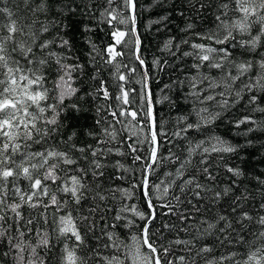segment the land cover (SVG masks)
Segmentation results:
<instances>
[{
  "label": "snow or ice",
  "instance_id": "6c2138e0",
  "mask_svg": "<svg viewBox=\"0 0 264 264\" xmlns=\"http://www.w3.org/2000/svg\"><path fill=\"white\" fill-rule=\"evenodd\" d=\"M113 2L106 0L108 5ZM0 3L6 5L7 0H0ZM21 3L27 7L29 0H21ZM123 3L128 10L127 16H118L114 10H105L109 25L115 21L127 27L131 23L129 30L113 27L110 33L113 42L105 50L108 57L106 63L113 64L117 57L124 55L117 50L118 46L134 43L135 59L144 66L145 61L140 55L141 40L136 30V0H123ZM189 4L195 8L192 0H189ZM206 6L203 0H199V9ZM217 6L215 30L196 33L199 39L208 40L209 44L192 43L190 47L193 51L183 53L196 61L192 65L197 74L191 77V95L202 105L215 101L216 106L223 110L243 99L241 93L247 91L250 93L247 104L264 112V107H260L264 103V54H259L258 61L248 59L237 63L233 58L235 48L255 52L258 45L264 47V0H226L218 2ZM30 10L33 13L46 11V0H40ZM0 16L7 17V22L0 23V244L6 243L8 247L7 251L0 252V257L12 254L15 264H44L37 250L51 247L50 234L44 228L48 225L58 233V239L63 238L61 264H89L90 261L94 264H125L127 260H131V264H199V261L203 264H264V215L255 218L258 228L250 233L254 239L249 241L239 233L232 236L237 229L225 215L209 219L192 214L193 210L197 213L201 211L203 200L209 201V205H203V210L209 211L210 204L218 203L222 195L227 196L232 191L231 188H225L223 192L216 190L208 183H201L200 177L209 182L214 181L215 176L207 166L208 157L213 153H231L235 148L219 138L193 141L188 137L190 131L213 123L220 117V111H210L208 107L196 109L198 119L193 123H188L186 117H180L185 122L184 127L172 132L171 136L185 141L186 146L179 154L170 147L168 154L162 155L165 141L170 142L169 133L158 122L154 112L148 72L143 74L140 107L130 108L128 106L132 101L129 95L135 89L124 86L128 78L124 73H119L121 66L116 64L119 73L116 77L119 82L118 94L114 97L117 109H111L109 105L113 122L103 127L99 135L87 133L96 140L95 145L78 146L72 143L71 136L62 138L57 133L63 126L62 113L69 107L78 109V105H66L64 102L78 91L71 86L72 74L82 69V65L66 64L63 61L67 57L49 50L57 39L60 40L61 48L69 45V41L57 36L37 42V33L26 30L31 29L32 25L18 23L8 7H0ZM53 27L59 28V25L53 23ZM192 28L193 25L189 24L188 30ZM42 31L47 33L49 28L42 26ZM130 33L135 37L134 41L126 39ZM244 36H247L246 40L238 39ZM181 43L187 44L188 40H182ZM171 44L170 39L165 49H169ZM213 44L222 47H214ZM213 70H217L216 75L211 74ZM130 71L135 72L136 69ZM51 73L56 75L52 77L53 86L49 88ZM238 80H241L242 87L234 89ZM96 91L105 100L113 99L103 81ZM96 123L101 122L98 120ZM245 123L255 121L244 117L237 126ZM116 124H123L130 133L127 139L133 142L127 147L130 152L137 153L132 162H140V176L129 187L105 188L104 170L107 167L121 172V175L115 176L117 180L124 179L123 173L129 171L120 161L111 165L107 162L108 156L113 153L124 155L119 147H108L119 135ZM145 129L147 132L141 139L139 133ZM54 136L65 145V150L49 144ZM142 144H147L146 155L143 156L137 147ZM165 161L175 166L174 171L164 172L163 178L153 180L152 177L158 168L164 166ZM227 170L235 176L240 175L233 168ZM137 191L143 201V210L135 203H123L125 199L134 200ZM117 193L122 204L113 215V222L105 223L101 228L107 239L103 247L111 249L112 253L103 256L99 246L89 247L84 237L87 231L96 230V213L102 212V205L109 197L116 199ZM208 193H211L210 197ZM247 198L245 193H241L232 199L231 211L238 213L235 223L240 224V231L248 227L244 221L251 222L254 219L247 211H242L241 201ZM89 202L88 215H74ZM182 203L190 207L180 209ZM261 208H264V204H261ZM50 209L54 211L50 212ZM160 215L175 216L183 226L181 230L185 232L192 229L190 238L175 239L168 246L163 242L158 243L162 240V233L157 235L159 230L152 229ZM99 219L105 217L101 215ZM221 222H224L223 226L218 227ZM118 227L136 230L130 232L131 245H122L115 236ZM162 227L171 231L175 225L165 223ZM206 237H214L213 244H248L250 249L242 253L229 251L220 256H210L213 245L201 244L196 247ZM171 243L184 245L188 256L179 255L169 259ZM82 248L87 249L85 255L78 254ZM122 248L126 251L121 252Z\"/></svg>",
  "mask_w": 264,
  "mask_h": 264
},
{
  "label": "trees",
  "instance_id": "16d2710c",
  "mask_svg": "<svg viewBox=\"0 0 264 264\" xmlns=\"http://www.w3.org/2000/svg\"><path fill=\"white\" fill-rule=\"evenodd\" d=\"M218 2H226V0H203V3L207 5L203 9H199V0H192L195 8L190 6L189 0H136V17L141 40L140 55L145 61L146 71L150 77L148 82L153 94L157 120L163 125L164 130L169 133L170 142L165 141L161 149L162 155L166 156L170 147L179 154L186 146L185 141L171 136L172 132L184 127L185 122L181 121L180 117H186L188 123H193L198 119L195 110L201 107H208L210 111L221 112L220 117L213 123L202 126L199 130L190 131L188 137L193 141L201 139L208 141L211 138H219L235 148L234 152L213 153L208 157L209 163L207 166L215 176L214 181L209 182L202 176L200 177L201 183H208L210 187L216 190L223 192L225 188H231L232 191L227 196L222 195L218 203L210 204L209 211L203 210V205H209L208 200H203L201 211L197 213L193 210L192 214L194 217L209 219L225 215L234 222V227L237 229L236 232L232 233V236L235 237L239 233V235L245 236L246 240L251 241L254 237L250 233L258 228L255 218L258 215H264V208H261V204H264V112L256 110L254 105L247 104L250 95L247 91L241 93L243 99L232 103L230 107L223 110L216 106L215 101L203 105L196 102L195 97L191 95L192 89L190 87L191 77L197 74V70L192 67L196 61L191 56L183 55L185 51H193L190 47L192 43L209 44L208 40L199 39L196 33H207L215 30L214 17L218 12ZM38 3H40V0H29V5L26 7L21 3V0H7V4L0 3V7H8L14 13V18L18 20V23L32 25L31 29L26 30L37 33V42L53 39L57 36L69 41V45L61 48L59 47L60 40L57 39L49 49L67 57L63 61L66 64L82 65V69L72 74L71 86L78 89V91L64 102L66 105L76 104L78 109L69 107L62 113L63 126L57 136L62 138L71 136L72 143L78 146L95 145L96 140L87 133L92 132L99 135L103 127H107L109 122H113L109 112L111 109H117V101L114 97L118 94L117 84L119 82L116 77L119 73H124L128 78L124 86L127 89H135L134 92H130L129 99L132 103L128 107L138 109L141 103L139 93L143 86L144 68L135 59L134 43L118 46L117 50L122 51L124 55L117 57L113 64L106 63L108 57L105 50L113 42L110 35L113 27L129 30L131 23L127 27L119 25L115 21L113 25H109L105 10H114V14L118 16H127L128 10L123 0H114L112 5H108L106 0H46L47 10L33 13L30 9ZM101 13H105V15L102 16ZM165 17L167 19H164ZM3 22H7L6 16H0V23ZM53 23L59 25V28L53 27ZM189 24L193 25L191 30H188ZM42 26H47L49 31L47 33L43 32ZM126 39L134 41L135 37L130 33ZM170 39L172 44L169 49H165L164 46ZM238 39L246 40L247 36L238 37ZM182 40H188V43H181ZM212 46L222 47V45L214 44ZM233 51V58L237 63L248 59L258 61L260 59L259 54H264V47L258 45L255 52H248L243 48H235ZM156 61H159V63H156ZM116 64L121 66L119 73L116 70ZM133 68L136 69L135 72L130 71ZM201 71L206 70L202 69ZM253 71L255 72L256 69H253ZM211 74L216 75L217 70H213ZM55 75V73H51L49 76V88L53 86L52 77ZM243 79L242 77L241 80ZM241 80L236 81L234 89L242 87ZM101 81L105 83L113 99L105 100L102 94L97 93L96 89L100 87ZM165 85L168 87H165ZM216 91L218 92L220 89H216ZM232 95L235 96L234 90ZM217 99L220 98L217 97ZM109 105H111V109ZM260 107H264V103L260 104ZM244 117H250L255 123H245L237 126L238 122ZM98 120L101 122L100 124L96 123ZM115 128L119 135L117 140L109 144L108 147H119L124 155L113 153L108 156L107 162L111 165L116 161H120L129 171L123 173L124 179L117 180L115 176L121 175V172L111 166L107 167L104 170L105 188L129 187L140 176V162L135 164L132 162L133 156L137 153L130 152L127 147V144L133 142L127 139L130 133L125 130L123 124H116ZM249 129L252 130L249 131ZM146 132L145 129L144 132L139 133L141 139ZM49 144L53 147H59L60 150H65V145L57 140L56 136L49 140ZM137 147L140 148V155H146L147 144L137 145ZM195 159H199V157ZM174 167V165L165 161L164 166L158 168L152 179L163 178V173L174 171ZM228 168L238 170L240 175H233V173L228 172ZM241 193H245L248 197L247 200L241 201L242 211H247L254 218L251 222L244 221V224L248 227L243 231H240V224L235 223L238 213L231 211L233 196ZM208 196L210 197L211 193H208ZM189 198H191V194H189ZM182 200H184V197H182ZM123 203H135L143 210V201L138 191L134 200L125 199ZM193 203H196V201L193 200ZM90 204L91 202L85 204L80 212L74 213V215H88ZM121 204L119 193H117L116 199L109 197L102 205V212L96 213V230L94 232L87 231L84 237L89 247L99 246V251L103 256L111 255L112 250L103 247L107 243V239L102 234L101 228L105 223L111 224L113 222L112 217ZM189 207L186 203L180 205V209ZM107 209H112V211ZM49 211L54 210L50 209ZM101 215L105 219H99ZM49 219L51 220V216H49ZM165 223L174 224L175 227L169 231L162 227ZM223 223L221 222L218 227L223 226ZM182 227L175 216L160 215L154 222L152 230H159L157 235L162 233V240L157 242H163L165 246H168L175 239L190 238L193 230L189 229L188 232H185L181 230ZM44 228L50 234L51 247L38 249L39 257L44 260V264H61L63 238L58 239V233L48 225H45ZM82 231H86V229H82ZM107 231H112V229H107ZM135 231V229L129 230L118 227L115 229V236L122 245H131L130 232L134 233ZM216 235H219V233H216ZM213 241L214 237H206L199 241L196 247H200L201 244L213 245L214 250L209 254L210 256H220L229 251L242 253L250 249L248 244L235 246L225 244L221 246L218 243L213 244ZM69 244L71 246V242ZM184 249V245L171 243V254L168 258L173 259L179 255L188 256L187 251ZM7 250L6 243L0 244V252ZM123 251H126V249L122 248L121 252ZM86 252L87 249L82 248L78 251V254L85 255ZM25 256H28L27 252ZM237 258L239 259V256ZM0 264H15L12 254L7 257H0ZM89 264H94V262L90 261ZM125 264H131V260L125 261ZM199 264H203V262L199 261Z\"/></svg>",
  "mask_w": 264,
  "mask_h": 264
},
{
  "label": "water",
  "instance_id": "95a60500",
  "mask_svg": "<svg viewBox=\"0 0 264 264\" xmlns=\"http://www.w3.org/2000/svg\"><path fill=\"white\" fill-rule=\"evenodd\" d=\"M136 30H137V34L139 35L138 33V24H137V19H136ZM140 37V36H139ZM140 48H141V45H140ZM144 68V72L146 71V65L142 66ZM149 83V82H148ZM154 112H155V109H154Z\"/></svg>",
  "mask_w": 264,
  "mask_h": 264
},
{
  "label": "bare ground",
  "instance_id": "6f19581e",
  "mask_svg": "<svg viewBox=\"0 0 264 264\" xmlns=\"http://www.w3.org/2000/svg\"><path fill=\"white\" fill-rule=\"evenodd\" d=\"M141 49V48H140Z\"/></svg>",
  "mask_w": 264,
  "mask_h": 264
}]
</instances>
